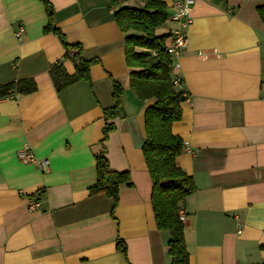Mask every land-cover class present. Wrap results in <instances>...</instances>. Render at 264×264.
Masks as SVG:
<instances>
[{"label":"crops","instance_id":"obj_1","mask_svg":"<svg viewBox=\"0 0 264 264\" xmlns=\"http://www.w3.org/2000/svg\"><path fill=\"white\" fill-rule=\"evenodd\" d=\"M160 1L171 16L178 0ZM194 1L188 46L172 70L189 95L173 133L186 146L178 165L196 188L181 211L190 264H264V0ZM50 2L66 43L96 62L90 82L58 92L52 69L62 63L74 75L76 68L60 37L45 32V4L0 0V87L29 79L38 87L0 96V264H171V235L157 226L143 155L146 112L156 100L142 101L131 89L138 69L127 62L120 7ZM177 28L168 18L156 35ZM115 81L124 89L123 115L107 122ZM108 123L115 130L103 145ZM24 147L48 159L50 172L21 161ZM104 150L111 169L129 173L133 184L120 187L117 204L90 194Z\"/></svg>","mask_w":264,"mask_h":264},{"label":"trees","instance_id":"obj_2","mask_svg":"<svg viewBox=\"0 0 264 264\" xmlns=\"http://www.w3.org/2000/svg\"><path fill=\"white\" fill-rule=\"evenodd\" d=\"M50 19L45 32H53L65 43L66 58L72 59L76 72L70 75L64 64H57L51 71L54 85L58 92L81 82L91 80V66L95 60L82 58L80 46H70L64 35L54 25V10L50 0H42ZM128 0H109L113 7H120L116 13L117 24L127 34L126 55L129 67L138 69L130 75L133 93L140 100L155 99V105L146 112V144L143 155L153 181L152 206L157 226L160 231L169 232V254L171 264H190L191 255L187 249L185 224L181 219L182 205L196 191L194 180L178 165V158L185 151V143L173 133L174 124L182 121V105L189 97L183 89V81L176 86L177 77L172 74L174 62L168 52V36H157L156 30L164 26L169 18L167 5L160 0H146L143 8L122 7ZM264 21V9H259ZM131 32L135 34H130ZM74 52V53H71ZM34 80H21L0 87V96L13 93L30 95L37 92ZM124 89L114 83L113 107L104 110L108 121L117 120L123 115L122 99ZM115 130L114 124H107L104 130V145L109 134ZM97 184L90 190L91 196L105 194L117 204L120 187H132L129 173H118L111 169L106 151L96 158ZM120 250L127 256V245L118 242Z\"/></svg>","mask_w":264,"mask_h":264},{"label":"built area","instance_id":"obj_3","mask_svg":"<svg viewBox=\"0 0 264 264\" xmlns=\"http://www.w3.org/2000/svg\"><path fill=\"white\" fill-rule=\"evenodd\" d=\"M194 0H178L173 3L174 12L169 17L170 22L177 23L179 28H177L171 34V43L168 45V52L172 55L173 59L179 57L183 50H186L188 46V30L193 24V7ZM24 34V29L21 27L19 32L16 34V37L21 40L22 35ZM74 53V52H71ZM180 79H176V86L179 85ZM18 158L26 164H37L41 171L44 173L50 172V161L48 159H38L33 152H31L28 147H24L19 150ZM30 209L32 211H38L40 204L30 203ZM184 217L181 215V218Z\"/></svg>","mask_w":264,"mask_h":264},{"label":"rangeland","instance_id":"obj_4","mask_svg":"<svg viewBox=\"0 0 264 264\" xmlns=\"http://www.w3.org/2000/svg\"><path fill=\"white\" fill-rule=\"evenodd\" d=\"M133 1H134V0H133ZM135 1H136V0H135ZM135 1H134L135 4L132 2V3H131V6L129 5V8L140 9V8H143V7L145 6V5H144L143 7H141V6L139 5V2L136 3ZM145 4H146V3H145Z\"/></svg>","mask_w":264,"mask_h":264}]
</instances>
